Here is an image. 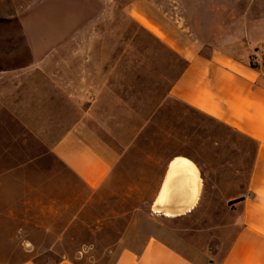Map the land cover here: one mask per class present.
Wrapping results in <instances>:
<instances>
[{"label": "rangeland", "instance_id": "1", "mask_svg": "<svg viewBox=\"0 0 264 264\" xmlns=\"http://www.w3.org/2000/svg\"><path fill=\"white\" fill-rule=\"evenodd\" d=\"M4 2L7 13L24 20L0 25V68L29 69L50 54L37 73L0 74V264H114L119 241L152 225L214 255L211 264L220 260L239 225L235 204L246 191L255 146L169 96L185 62L162 35L207 56L219 49L247 57L264 40V0ZM35 75L106 81L107 108L99 114L108 132L100 136L119 160L101 185L83 182L50 150L56 135L34 133L39 118L17 109L12 84L37 81ZM69 84L55 85L52 94L59 106L53 118L65 128ZM178 156L200 166L201 200L184 217H154L164 168Z\"/></svg>", "mask_w": 264, "mask_h": 264}, {"label": "crops", "instance_id": "2", "mask_svg": "<svg viewBox=\"0 0 264 264\" xmlns=\"http://www.w3.org/2000/svg\"><path fill=\"white\" fill-rule=\"evenodd\" d=\"M0 3L2 4L0 25L17 24L24 20L20 15L7 13L9 6L5 5L4 0H0ZM162 37L185 62V68L171 86L169 96L178 103L236 131L252 141L255 146L246 191L235 204L240 210L239 225L223 256L220 260L214 258V262L264 264V65L256 62L258 64L256 68L250 64L254 58L252 56H255L256 60L264 48V40L253 43L247 57L235 58L219 49L213 50L208 56L204 55L199 50L183 44L181 40L176 42L171 34L164 31ZM49 54L50 51L42 57L40 55L35 59L36 64L29 69L19 66L1 67L0 74L21 70L37 73L38 70H42V64ZM36 76L34 78L38 79L37 81H14L12 84L16 90L17 100L20 96L17 109L26 111L32 118H39L34 133L54 136L63 133V138L58 140L55 136L51 139L50 150L91 188L101 185L108 179L119 160L116 150L100 136V133L108 132L103 122L105 118L99 114L107 108L103 95L106 81H41L42 75ZM69 82L70 126L65 128L53 118L52 112H57L59 106L52 94L56 93L55 85H68ZM19 87L24 88L21 91ZM174 158L166 163L157 195L151 206L153 216L157 218L173 219L163 214H155L153 206L164 186ZM192 162L199 169L202 178L200 166ZM186 167H178L177 173L182 172V178L187 176L190 178L191 170ZM203 188L202 180L200 195L193 209L183 216L174 218L184 217L196 209ZM178 204L172 207L182 206ZM141 230L138 234L131 231L119 241L120 252L114 264L212 263L214 255L208 256L205 251L171 237L164 228L152 225L147 226L144 232ZM24 264L35 263L29 261ZM57 264L75 263L63 260Z\"/></svg>", "mask_w": 264, "mask_h": 264}, {"label": "bare ground", "instance_id": "3", "mask_svg": "<svg viewBox=\"0 0 264 264\" xmlns=\"http://www.w3.org/2000/svg\"><path fill=\"white\" fill-rule=\"evenodd\" d=\"M180 166H187L189 169L186 168L191 170L189 171L190 178L188 176L182 178V172L177 173L178 167ZM201 182L200 171L191 160L186 157H175L171 162L170 171L164 186L153 206L154 213L157 215L163 214L171 218L180 217L189 213L200 195ZM188 196H190V199H188ZM164 200H167L166 206L163 205ZM177 202L180 203L178 204ZM176 204L182 206L172 207Z\"/></svg>", "mask_w": 264, "mask_h": 264}, {"label": "built area", "instance_id": "4", "mask_svg": "<svg viewBox=\"0 0 264 264\" xmlns=\"http://www.w3.org/2000/svg\"><path fill=\"white\" fill-rule=\"evenodd\" d=\"M256 62L264 65V48L260 51L259 55L256 57Z\"/></svg>", "mask_w": 264, "mask_h": 264}, {"label": "trees", "instance_id": "5", "mask_svg": "<svg viewBox=\"0 0 264 264\" xmlns=\"http://www.w3.org/2000/svg\"><path fill=\"white\" fill-rule=\"evenodd\" d=\"M250 64H251L252 67H256V68H257V66H258V64H257L256 62H253V61H252ZM251 142H252V141H251ZM252 143H253V142H252ZM253 144H254V143H253ZM254 150H255V149H254Z\"/></svg>", "mask_w": 264, "mask_h": 264}]
</instances>
